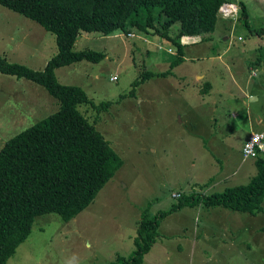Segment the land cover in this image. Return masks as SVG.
Here are the masks:
<instances>
[{"label": "rangeland", "instance_id": "374dc122", "mask_svg": "<svg viewBox=\"0 0 264 264\" xmlns=\"http://www.w3.org/2000/svg\"><path fill=\"white\" fill-rule=\"evenodd\" d=\"M233 1L246 5L248 27L243 18L233 17L224 28L219 14L202 51L188 48L197 36H183V61L164 78L147 77L132 94L131 82L141 71L169 67L174 46L135 30L79 34L74 49L100 51L103 58L58 67L55 75L60 83L83 87L95 102L109 100L99 110L89 103L77 106L119 155L121 166L72 220L64 222L54 212L35 216L7 264H111L130 256L142 215L168 209L176 202L173 192L210 194L245 183L255 173L253 161H241L238 145L249 126L259 129L243 113L245 100L254 99L252 112L264 114V0ZM155 26L160 29L158 22ZM177 29L175 22L167 35L174 37ZM55 52L52 33L0 4V53L8 61L37 70ZM195 69L206 74L198 85L191 84ZM189 105H200L202 123L221 127L222 147L213 148L189 126ZM57 107V98L42 85L0 72V149ZM261 205L255 215L203 205L175 209L161 218L141 264H264V199Z\"/></svg>", "mask_w": 264, "mask_h": 264}, {"label": "trees", "instance_id": "16d2710c", "mask_svg": "<svg viewBox=\"0 0 264 264\" xmlns=\"http://www.w3.org/2000/svg\"><path fill=\"white\" fill-rule=\"evenodd\" d=\"M233 0H0V4L34 20L55 37L56 52L41 69L10 62L0 53V72L24 77L42 85L58 100V107L9 138L0 149V264H7L26 239L34 217L57 213L68 222L84 210L121 166V159L78 108L89 103L97 110L109 100L93 101L78 84L60 83L55 69L87 60L98 62L103 53L75 50L81 32L103 36L131 33L157 34L175 49V58L162 72L141 71L128 91L153 75L164 76L182 59V36H201L216 31L220 7ZM237 17L248 27L247 8L238 3ZM158 22L160 29L156 28ZM178 22L174 37L167 30ZM160 30V31H159ZM259 33V31L257 32ZM263 128V127H262ZM261 128V129H262ZM242 148V147H241ZM264 154L253 159L255 173L247 182L222 191H175L166 210L142 215L134 237L135 250L111 264H141L157 233L161 218L182 206L223 207L255 215L264 199ZM242 158V157H241ZM246 160V159H242Z\"/></svg>", "mask_w": 264, "mask_h": 264}, {"label": "crops", "instance_id": "0c3cea01", "mask_svg": "<svg viewBox=\"0 0 264 264\" xmlns=\"http://www.w3.org/2000/svg\"><path fill=\"white\" fill-rule=\"evenodd\" d=\"M230 21H231V18H225V17H223L221 15L220 24L222 25V27H224V28L229 27ZM208 35L209 34L197 36L198 39L196 41H190L189 42L188 48L191 49V51H193V50H195L196 52L202 51V48L204 47V42H210V40L212 39V37H208ZM182 37H180V38H182ZM184 37H190V36H184ZM239 39L240 38H238V40ZM179 42H180V39H179ZM182 47L184 48V45L183 44H182ZM167 52L168 53H172V51L170 49H167ZM174 54H175V52H174ZM182 58H183V52H182ZM173 60H171V61H173ZM182 61L183 60L181 59L178 62V64L181 63ZM178 64L173 65L174 66V67L172 66L173 69ZM247 67L249 68V75L250 76L254 75L255 74L254 69H253L254 68V65L253 64H249V65H247ZM145 70H149V69L146 68ZM171 72H172V68L170 69V72L168 74H170ZM168 74H166V75H164L162 77L164 78ZM191 75H193L191 77H193V79L195 80V82L191 81V84H197L198 85L200 83V81H198V80L201 79V78H203L206 74L201 73L200 69H195V71L193 73H191ZM179 78H184V77H179ZM247 82H249V81H247ZM246 94H247V92H246ZM252 101L254 102V99L253 100H248V99L245 100V108L243 109V113H244V115L247 116V118H253V119H255L256 120V123L258 124V128L259 129H256L255 130L252 127V125H251V127L250 126L248 127V132L245 131V135H244L241 143L238 145V152H239L240 155H241V147H242L243 143L249 137V135H250L249 133L250 132H253V130H255V131L261 130V128L264 126V114L263 113H259V112H252V110L250 108V102H252ZM187 114L189 115L188 116V124H189V126L190 127L191 126L195 127V129L197 130L196 131L197 134H200L199 136H201V137L204 136L205 138L207 137L208 138V144H210L213 148H220V147H222L224 145V141L221 140V138L217 134V132H219L217 130L220 129L221 127L218 128V129H216V126H217L216 124L211 123L209 125H205L204 123H202V113H201V107H200V105H189V108H187ZM200 120H201V123L202 124H200ZM207 138H206V140H207ZM248 160H251L254 163V160L253 159L242 160V158H241V161L242 162H246ZM252 170H253V168H251V171ZM223 179H226V178H222V180ZM171 196H172V194H171Z\"/></svg>", "mask_w": 264, "mask_h": 264}, {"label": "built area", "instance_id": "2783aa9c", "mask_svg": "<svg viewBox=\"0 0 264 264\" xmlns=\"http://www.w3.org/2000/svg\"><path fill=\"white\" fill-rule=\"evenodd\" d=\"M219 11L225 18L237 17L238 6L233 2H227L220 7ZM259 154H264V126L261 130L251 132L241 148L242 159L255 157Z\"/></svg>", "mask_w": 264, "mask_h": 264}]
</instances>
